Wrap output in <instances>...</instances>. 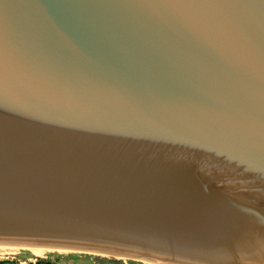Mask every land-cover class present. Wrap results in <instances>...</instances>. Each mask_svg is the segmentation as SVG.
<instances>
[{"label": "water", "instance_id": "obj_1", "mask_svg": "<svg viewBox=\"0 0 264 264\" xmlns=\"http://www.w3.org/2000/svg\"><path fill=\"white\" fill-rule=\"evenodd\" d=\"M264 264V0H0V247Z\"/></svg>", "mask_w": 264, "mask_h": 264}, {"label": "rangeland", "instance_id": "obj_2", "mask_svg": "<svg viewBox=\"0 0 264 264\" xmlns=\"http://www.w3.org/2000/svg\"><path fill=\"white\" fill-rule=\"evenodd\" d=\"M0 264H154L136 258H120L111 254L86 251L56 252L35 257L27 250L0 256Z\"/></svg>", "mask_w": 264, "mask_h": 264}, {"label": "bare ground", "instance_id": "obj_3", "mask_svg": "<svg viewBox=\"0 0 264 264\" xmlns=\"http://www.w3.org/2000/svg\"><path fill=\"white\" fill-rule=\"evenodd\" d=\"M21 250H27L30 252L33 256L35 257H40V256H46L51 253H56V252H68V251H73V250H64V249H53V248H43V247H32V246H15V247H0V256L4 255H10V254H18ZM97 253V252H96ZM102 254H108V253H102ZM120 258H127L126 256H121V255H116V254H111Z\"/></svg>", "mask_w": 264, "mask_h": 264}, {"label": "trees", "instance_id": "obj_4", "mask_svg": "<svg viewBox=\"0 0 264 264\" xmlns=\"http://www.w3.org/2000/svg\"><path fill=\"white\" fill-rule=\"evenodd\" d=\"M5 261H0V263H4Z\"/></svg>", "mask_w": 264, "mask_h": 264}]
</instances>
